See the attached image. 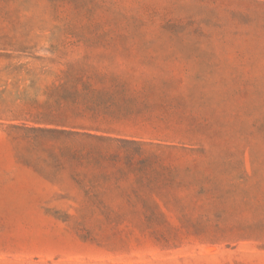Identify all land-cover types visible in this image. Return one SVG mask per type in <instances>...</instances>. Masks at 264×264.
<instances>
[{"label":"rangeland","instance_id":"1","mask_svg":"<svg viewBox=\"0 0 264 264\" xmlns=\"http://www.w3.org/2000/svg\"><path fill=\"white\" fill-rule=\"evenodd\" d=\"M169 9V0H0V51H59V80L65 63H88L151 90L143 98L156 105L133 118L167 127L154 138L184 181H122L87 197V179L0 123V264H264V0H184L182 22L189 11L208 17L203 31L163 27L177 16ZM133 191L159 211L126 207L119 194ZM165 193L190 208L201 199L180 212Z\"/></svg>","mask_w":264,"mask_h":264},{"label":"trees","instance_id":"2","mask_svg":"<svg viewBox=\"0 0 264 264\" xmlns=\"http://www.w3.org/2000/svg\"><path fill=\"white\" fill-rule=\"evenodd\" d=\"M183 2L169 0L172 9L165 14L175 9L177 16L163 27L173 32L203 31L201 22L211 19L189 11L187 22H182L179 5ZM0 61L4 62L0 66V123L16 130L17 136L31 139L32 151L58 165H69L77 182L87 179V185H80L87 197H108L100 188L122 181L139 186H184L177 170L165 161L169 146L154 138L167 135V127L160 129L150 118H133L156 105L143 98L151 90L131 88L119 74L88 63H65L59 80V51L54 50L51 56L0 51ZM133 192L119 194L126 207L138 205L152 214L159 211L157 201ZM163 198L164 204L180 212L194 208L201 199L189 200L190 208L179 195L165 193Z\"/></svg>","mask_w":264,"mask_h":264}]
</instances>
